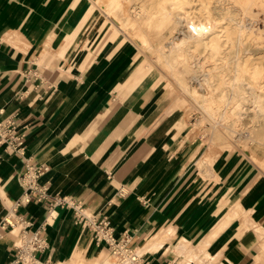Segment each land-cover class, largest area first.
Instances as JSON below:
<instances>
[{
    "label": "crops",
    "instance_id": "0c3cea01",
    "mask_svg": "<svg viewBox=\"0 0 264 264\" xmlns=\"http://www.w3.org/2000/svg\"><path fill=\"white\" fill-rule=\"evenodd\" d=\"M74 1L46 0L27 12L17 0H0V121L13 118L25 142L23 156L0 148V224L10 223L0 228V264L13 260L21 237L39 230L55 196L107 218L114 237L128 234L134 250L171 228L165 242L140 255V264H179L180 241L206 239L224 207H213L196 189L188 147L180 145L184 130L163 117L164 108L150 106L154 85L140 75L131 46L81 39L82 14ZM27 160L48 167L38 181L48 197L37 202L32 196L12 211L23 195L19 177ZM261 201L264 195L241 207L212 239L227 241L211 254L220 256L218 264H253L264 252V238L255 232L264 230ZM246 214L253 224L240 230ZM53 215L39 232L48 243L40 262L68 261L73 251L88 259L101 251L111 256L90 230L75 226L72 210L55 207ZM18 217L29 225L22 228Z\"/></svg>",
    "mask_w": 264,
    "mask_h": 264
},
{
    "label": "bare ground",
    "instance_id": "6f19581e",
    "mask_svg": "<svg viewBox=\"0 0 264 264\" xmlns=\"http://www.w3.org/2000/svg\"><path fill=\"white\" fill-rule=\"evenodd\" d=\"M90 1L91 6H94L97 0ZM150 1L156 14L154 18L152 13L144 14L143 9H139L143 15L140 21L129 17L121 18L120 0H107L103 12L118 16L121 23L126 21L131 27H140L145 34V28L152 27L153 33L147 35L149 39L155 40V57L174 76L179 88L191 94L195 101L194 106L200 108L210 122L212 138L222 150L227 151L233 146L234 134L238 133L235 127L241 122L244 125L253 123L248 127L250 131H241V135L246 139L263 140L264 123L261 119L264 117V0ZM113 26L122 31L115 25V21ZM165 30L168 36L163 35ZM182 103L181 99H177V104ZM226 119L230 121L228 126L224 125L225 122L228 123ZM255 121L258 124L255 125ZM261 145H256L252 151L262 150ZM214 161L215 158L208 155L207 162L210 166ZM240 212L238 201L231 204L224 213L228 217L227 222L231 224ZM244 219V223L239 226L240 230L253 224L249 214ZM239 229H235L236 235L239 234ZM255 232L258 238H264L263 229L259 228ZM170 234L171 228L162 230L145 246L137 248L133 259H139L138 255L145 250L160 246ZM206 243L202 239L195 244L188 238L181 240L179 253L184 259L179 264H188V259L193 260L194 264H213L218 256L207 253V248L204 247ZM103 260L104 263H101ZM131 260H105L102 253L88 259L78 251H73L68 261L58 264H128Z\"/></svg>",
    "mask_w": 264,
    "mask_h": 264
},
{
    "label": "rangeland",
    "instance_id": "374dc122",
    "mask_svg": "<svg viewBox=\"0 0 264 264\" xmlns=\"http://www.w3.org/2000/svg\"><path fill=\"white\" fill-rule=\"evenodd\" d=\"M45 1L46 0H17V4L21 10L31 11L33 8L42 7L41 5ZM106 2L107 0H97L94 6H91L90 0L74 1V3L79 4L78 11L82 14L83 33L81 39L93 42L109 41L126 42V44H129L134 51V56L136 58L135 66L138 68L140 75H142V77L145 76L146 81L148 80L154 85V91L150 98V106L152 105L153 108H164L163 117L167 118V120L169 119L168 121H170V119L173 120V123L176 124L179 131L184 130L180 145L183 149L188 147L189 152L187 157L189 160L187 168L193 172L196 189H198V192L202 191L203 194L210 196L213 207L219 205V209L224 207V211L221 210V212H223L218 216L215 225L212 226L210 234L204 236V238H206L204 240L207 241L204 247L207 248L210 245L206 249L207 253L216 254L217 251L222 250L227 242L225 240H212L220 231L230 225L227 222L228 217L224 215L225 208H228L236 201L240 203L241 207H247L253 200H257L260 196L264 195V139H246L241 135V131H250L248 127L253 123H246L244 125V122H241L235 127L236 132H238L234 134L232 140V143L235 145L233 144L227 151L222 150L218 142L212 138L210 122L201 109L194 106L195 101L191 94L185 93L179 88L174 76L169 73L162 62L155 57L156 50L153 45L155 44V40L149 39L147 35L153 33L152 27L148 26L145 28V31H147V34H145L140 27H131L126 21L122 23L119 22L118 16L105 14L103 12V6ZM120 2L122 10L119 15L121 18L129 17L132 20L140 21L143 15L140 13L139 9H143L142 11L144 14L152 13L153 18L156 15L151 8L150 0L132 2L120 0ZM44 8L45 6H43L42 10ZM113 21H115V25L120 27L122 31H119L113 26ZM163 35L168 36L167 30L163 31ZM87 51L91 50L87 49ZM97 51L98 48L94 49V54ZM191 87L193 86H190V88ZM177 99H181L183 103L177 104ZM158 114L159 112L156 113V115ZM261 120L264 123V117H262ZM226 121H228V123L225 122L224 125L228 126L230 121L229 119H226ZM254 124L256 125L258 122L255 121ZM259 144H262L261 146L263 149L252 151L253 148ZM210 154L215 158L212 166L207 162V157ZM217 212L218 209L214 211L215 214ZM239 215L237 217H239ZM246 216L247 214L241 217V220L246 218ZM231 220H233V218ZM171 235L172 234H170V236ZM196 242L197 239L193 241V243ZM179 245L177 250L178 253L180 251ZM262 249L264 250V246ZM101 252L107 257L105 251ZM136 253L137 249L134 250V254ZM141 254H139L138 257H140ZM107 259L119 262L114 256H109ZM179 259H184V256L182 255ZM219 260L220 256L216 258L213 264H218ZM136 264H140V259H138ZM253 264H264V252L254 258Z\"/></svg>",
    "mask_w": 264,
    "mask_h": 264
},
{
    "label": "built area",
    "instance_id": "2783aa9c",
    "mask_svg": "<svg viewBox=\"0 0 264 264\" xmlns=\"http://www.w3.org/2000/svg\"><path fill=\"white\" fill-rule=\"evenodd\" d=\"M24 136L20 133L17 122L13 118L0 121V148L5 152H11L18 156L24 154ZM48 170L45 165H36L29 160L25 163L24 171L19 177V183L23 189L21 199L12 207V211L22 203H28L32 196H36L37 202H42L48 197L46 189L38 181ZM118 194L124 196L125 192L120 189ZM68 208L74 215V224L91 231L92 240L96 244H104L111 256L116 257L119 261L132 259L131 264H136L138 259H133L134 248L132 247L131 237L124 233L119 239L113 235V230L107 218H96L86 212L79 202L67 199L65 196H55L48 202V215L45 222L30 237H21L15 244V254L9 264H44L39 261L38 255L48 247L47 240L39 232L44 226L55 218L54 208ZM17 223L25 228L29 225L28 221L18 217ZM10 224L6 219L0 224L4 229ZM2 234L0 233V238ZM140 259V257H139Z\"/></svg>",
    "mask_w": 264,
    "mask_h": 264
}]
</instances>
